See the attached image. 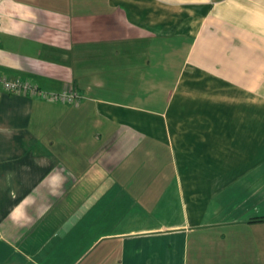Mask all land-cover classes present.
<instances>
[{
    "label": "crops",
    "instance_id": "0c3cea01",
    "mask_svg": "<svg viewBox=\"0 0 264 264\" xmlns=\"http://www.w3.org/2000/svg\"><path fill=\"white\" fill-rule=\"evenodd\" d=\"M0 75L80 96L0 97V264H264V0H0Z\"/></svg>",
    "mask_w": 264,
    "mask_h": 264
},
{
    "label": "built area",
    "instance_id": "2783aa9c",
    "mask_svg": "<svg viewBox=\"0 0 264 264\" xmlns=\"http://www.w3.org/2000/svg\"><path fill=\"white\" fill-rule=\"evenodd\" d=\"M3 93L28 95L49 102H64L68 104H75L80 99L77 90L74 88L65 90L62 93H47L30 80L10 79L0 75V97Z\"/></svg>",
    "mask_w": 264,
    "mask_h": 264
},
{
    "label": "rangeland",
    "instance_id": "374dc122",
    "mask_svg": "<svg viewBox=\"0 0 264 264\" xmlns=\"http://www.w3.org/2000/svg\"><path fill=\"white\" fill-rule=\"evenodd\" d=\"M120 218L118 217V220H119Z\"/></svg>",
    "mask_w": 264,
    "mask_h": 264
}]
</instances>
